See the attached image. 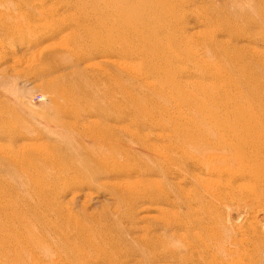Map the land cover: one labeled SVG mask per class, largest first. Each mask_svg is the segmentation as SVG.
<instances>
[{
  "label": "rangeland",
  "instance_id": "obj_1",
  "mask_svg": "<svg viewBox=\"0 0 264 264\" xmlns=\"http://www.w3.org/2000/svg\"><path fill=\"white\" fill-rule=\"evenodd\" d=\"M75 1L33 0L22 9L38 36L48 34L39 60L26 43L0 44V264L32 257L48 264L69 248L82 253L72 256L78 264L99 258L92 244L123 252L127 264H264V210L229 197L211 201L207 192L219 181L178 161L183 149L202 156L182 143L194 125L207 131L214 120H264V16L249 0H171L170 11L135 6L128 17L155 33L134 46L154 52L101 61L81 33V21L95 23L74 19L95 8L102 19L111 10L127 17L132 0ZM45 52L53 56L43 59ZM112 159L135 170L96 176V164ZM149 187L167 204L132 205L113 194Z\"/></svg>",
  "mask_w": 264,
  "mask_h": 264
},
{
  "label": "bare ground",
  "instance_id": "obj_2",
  "mask_svg": "<svg viewBox=\"0 0 264 264\" xmlns=\"http://www.w3.org/2000/svg\"><path fill=\"white\" fill-rule=\"evenodd\" d=\"M32 1L33 0H0V36H1L0 44L2 45L4 44L5 48L12 50L13 47L15 46L14 42L16 45L19 44V46L26 43V45L28 47L31 46V48L34 51V53L31 55H33L34 57L35 56L34 54L37 53V56H35L36 57L35 59L39 60V55L41 58L40 53L41 51H43V47L44 48L47 47V44L43 43V41L46 39V37H48L47 36L48 34H42L38 36L39 28L38 26H36L37 23H35L34 26H31L30 24H32V18L29 16V14L25 13L22 15V13H24L22 12V9L29 10L30 8H33ZM88 1L90 0H78V1H75V4L79 6V4H86ZM249 3H250V11H254L257 8L256 11L259 12V14H261V17L264 16V0H249ZM106 4H109V1L106 2ZM97 5H98V0H94V6H97ZM135 6H138L143 11H148L149 9H158V8L161 11L168 8V11H170L174 9L175 2L174 1L172 2L171 0L170 1L161 0V2L160 1L154 2L153 0H132V3L128 7L129 14L127 15V17L116 16L117 11L111 10V13L113 16L108 19H102L103 15L100 14V12H98L97 8H95L94 10L91 11L90 14H86L85 16H82L80 18H75L74 20L77 23L79 22V20H88V21L92 20L95 23V26L93 27L92 22H88V24H84V22H87V21H81L80 22V26L82 27L81 33H84V35H87L91 39L92 43L96 45V47L101 49V50L100 49L97 50L95 48L94 51L91 50L93 54L90 51L81 52V53H84V54L90 53L92 54V57L99 56L101 57L99 58V60L101 61H107L110 59L111 56L114 57V55H116V57L118 55L119 56L139 55L141 59L146 60L147 58L146 52H149V51L154 52L153 49L147 46L145 49H143L144 51L141 52V50L137 51V48H135L136 46L134 45H135V42H142L144 43V46H145V44L148 41V38L150 36H153L152 33L155 30H147L144 25H139L137 23L138 19L133 20V17L132 18L128 17V16H133V11H134ZM146 20H149V19H146ZM135 22H136V25H135ZM137 46L141 47L139 43L137 44ZM43 55H44L43 59L50 58L53 56L50 52H47V53L45 52V54L43 53ZM82 57H83V54H82ZM16 60L19 61L18 57L17 59L15 58V61ZM121 61L123 62V60H120V62ZM12 62L15 63L14 59ZM92 64H93V61H92ZM82 66H85V65L83 64ZM118 66H120V64H118ZM38 67H39L38 68L39 72L44 71L42 65L41 66L38 65ZM116 71L118 75L128 74L126 73V71H122L120 69ZM207 122H203L204 125H206ZM263 122L264 120L262 121V120L252 118L250 120H243V121L238 120V122H236L235 124L228 125V124H223V122H219L218 120H214V124H213L214 127H208V128H212V130L210 129L206 131L200 128L199 125H194L193 126L194 129L192 131H190L189 128L187 129V131H184L183 142H182L183 146L187 145L190 149H194L196 151L201 152L202 156H192L189 152L184 151L183 149L179 153L178 161L179 160L181 161L185 169L188 168L189 164H191L192 166L196 168L205 170L206 173L212 174V176H214L219 181L220 186L218 188L208 187L209 190L207 193H208V196L211 198L210 199L211 201L212 200L213 202L218 201V200L227 201L229 197L230 198L229 200L233 201L235 205L238 207H242L248 210L254 209L256 207H261L262 210H264V123ZM15 137H16V134H15ZM15 140H17V137ZM19 147H21L20 144H19ZM209 149H214V151H211L212 152L211 154L213 155L208 153L207 150ZM114 150L115 151L121 150V147L115 146ZM94 161H97V160L95 159ZM164 161H165V158H164ZM95 169H97L95 172L96 176H101L102 174L103 176L104 175L106 176L108 174H110V176L111 174L126 175L130 170L132 171L135 170L134 168H130V169L126 168L124 165H122V163H120L116 159H112L106 162L99 161V164L98 163L96 164ZM123 183H126V186H127L126 181H124ZM134 183H138V182L136 181ZM239 183H240V186H241V183H243L242 187L243 185H245V188L241 187V189L239 188L238 190L237 188L239 187ZM146 189L147 190L141 191L137 195H134V196H133V193L131 192H125V191H120V190L117 191L113 189H110V190L111 191L113 190V194L118 192L117 198H121L125 202H130L132 205L136 204L137 200H141L142 202H148L150 204H156L159 201H162L164 203V201L166 200L165 204H167L168 198L166 199V198H163V196H159V194H157L154 191V189L150 187ZM228 192H230L232 196H228ZM222 195H226V196H222ZM53 202H55V199H53ZM53 202L50 203V205L53 204L55 210L62 209L61 208L62 206L60 204L58 203L54 204ZM251 228L252 227H250V229ZM252 231L255 232L254 230ZM262 236L264 238V233L262 234ZM254 241L261 243L262 239L256 238L254 239ZM89 246L95 248L97 251L101 250V255L99 256V258L87 257L90 260L82 261L78 264H127V262L129 261V257H126L121 260V258L125 256L123 252L119 254H115L116 252L111 251L108 253L102 250L101 247H99L98 245L92 244ZM212 246H213V243H212ZM75 250L76 249L74 248H69L64 251V255H59L60 254L59 253L56 256H51L50 262L48 264H73L75 263V261L72 259V256L76 252ZM75 254H78V253H75ZM81 254L82 253L80 252L78 255H81ZM168 257L169 256L166 254L164 256V259ZM170 257L174 259H178L179 255L173 252ZM216 258H217V255H216ZM229 258H232V257L230 256L228 257V259ZM222 260L223 258L220 259V262H222ZM153 261L155 262L163 261V257H160L159 259H154ZM38 262L40 261L35 260L34 257H32L31 260L29 258L28 264H35V263L38 264ZM150 262H152L151 259H150ZM43 263L41 262L39 264H43ZM205 263L209 264L208 262H205ZM215 264H218V263L215 261Z\"/></svg>",
  "mask_w": 264,
  "mask_h": 264
}]
</instances>
